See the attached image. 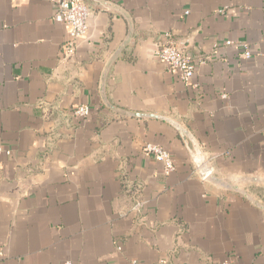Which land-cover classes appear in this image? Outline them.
Listing matches in <instances>:
<instances>
[{"label": "crops", "instance_id": "crops-1", "mask_svg": "<svg viewBox=\"0 0 264 264\" xmlns=\"http://www.w3.org/2000/svg\"><path fill=\"white\" fill-rule=\"evenodd\" d=\"M109 1L133 32L105 70L127 36L120 12L84 1L68 62L50 0H0V264H264V209L202 180L161 118L215 175L264 179V0ZM167 31L208 57L191 84L154 57ZM242 186L264 205V183Z\"/></svg>", "mask_w": 264, "mask_h": 264}, {"label": "built area", "instance_id": "built-area-1", "mask_svg": "<svg viewBox=\"0 0 264 264\" xmlns=\"http://www.w3.org/2000/svg\"><path fill=\"white\" fill-rule=\"evenodd\" d=\"M52 3L53 13L52 19L55 22L65 23L69 26L67 38L62 43L60 49V57L64 61H72L76 50V41L79 37L85 35L88 29V15L90 7L83 0H50ZM187 13V12H186ZM226 45L231 44V40L225 41ZM218 43L213 44V48H217ZM154 57L166 65L169 72L177 71L180 79L186 83L191 84L195 73V66L203 64L208 60V57L193 58L188 53L176 44L172 39L169 31L164 33V40L159 42L154 49ZM243 55L246 58L251 57V51L247 44H244ZM222 98H226L225 93L221 94ZM92 109L89 105H78L73 109V114L76 117H86L91 113ZM190 158L192 159L197 174L203 178V172L206 169L211 170L207 166V160L201 155L197 148L194 151L193 147L187 146ZM143 150L145 153L152 155L154 159L163 164L164 172L167 174L174 169V160L170 153L154 143H145ZM1 151V149H0ZM9 154V151H5ZM140 204L137 203V206ZM64 264H73L71 261H66ZM224 264H227L226 262Z\"/></svg>", "mask_w": 264, "mask_h": 264}, {"label": "water", "instance_id": "water-1", "mask_svg": "<svg viewBox=\"0 0 264 264\" xmlns=\"http://www.w3.org/2000/svg\"><path fill=\"white\" fill-rule=\"evenodd\" d=\"M87 2L88 4L91 5H97V6H103L107 8H113L120 12L128 21V32L127 36L124 39V41L120 44V46L115 50V52L111 55L109 58L105 70L108 68V66L114 61V59L121 53L122 49L130 42L131 37H132V32H133V24L130 19V16L124 11L121 7L118 5L114 4L113 2L109 0H83ZM106 71H104L105 75ZM102 88V87H101ZM104 97V96H103ZM124 113L129 115H135V116H153V114L149 113H137V112H129V111H123ZM162 119L170 122L175 129L178 131L180 136L183 138V140L186 143V146H188V141L192 142V147L194 151L197 150V146L194 144L193 139L191 135L189 134L188 130H186L184 127L179 125L178 123L174 122L172 119L166 118V117H161ZM202 180L209 182L213 185L218 186L221 189L225 190H230L234 191L237 193H240L243 195L248 201H250L254 206L259 207L261 209H264V205L258 201L255 197H253L243 186L242 184H249V183H264V179L256 176H240L237 178H232L228 175H223V176H217L215 175L211 170L206 169L203 172V178Z\"/></svg>", "mask_w": 264, "mask_h": 264}]
</instances>
